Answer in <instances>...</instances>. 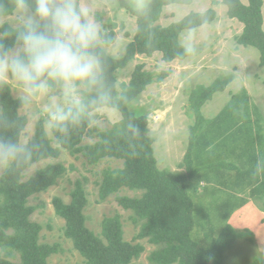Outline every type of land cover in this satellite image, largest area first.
I'll return each instance as SVG.
<instances>
[{
    "label": "trees",
    "instance_id": "obj_1",
    "mask_svg": "<svg viewBox=\"0 0 264 264\" xmlns=\"http://www.w3.org/2000/svg\"><path fill=\"white\" fill-rule=\"evenodd\" d=\"M116 1L121 9L136 18L137 26L125 55L114 58L112 62L111 71L114 73V78L118 80L117 73L125 70L137 55L153 57L155 54H161L166 63L175 62L173 57L178 51L176 38L182 24L179 21L161 27L157 23L166 7L189 6L195 0H152L150 28L146 27L145 21L135 14L131 6L132 0ZM222 2L228 7L229 17L237 19L244 25L242 35L237 39L238 44L257 49L261 56L260 65L264 67V0H248V4L242 0H222ZM203 13L208 14L213 23L217 20L215 9ZM170 74V72L153 73L146 70L143 64L137 65L130 82L120 85L121 90H125L123 94L127 96V101H121L116 109L121 113L122 120L107 130H99L85 124L75 129L70 140L62 147L58 146L49 134L44 144L51 158L45 161L59 159L63 150L72 155H82L90 166H96L106 158L123 161L122 168H108L102 172L99 200L105 202L117 195L119 206L126 211H132L137 218L135 222H142L136 240L147 239L151 244L162 247L150 255L149 261L152 264H225L226 254L235 243L239 240L253 242V235L250 232L238 231L233 225H227L217 235L214 230L211 231L212 235L208 232L207 241L196 240L194 238L197 226L195 203L189 194L188 186L191 187L193 182L198 186L201 181L199 175L201 170L213 166L216 171L221 167L220 164L217 166L203 164L201 167L200 162L195 165L193 160L192 145L196 139L199 149L208 146L207 141L203 139L206 132L203 136H198L199 130H203L205 125L215 127L219 134L230 129L227 131L229 133L223 135L222 144L229 139L234 143L244 142L241 139L243 135L238 131H231L232 127L229 126L232 124L225 121L226 118L231 119L230 110L234 103L215 119L214 124H210L202 114V108L216 94L226 90L232 77L218 79L210 86H199L192 91L190 102L196 114L197 124L192 128L191 146L181 164L182 168H186V172L173 173L158 167L154 150L155 141L148 134L149 120L144 115L139 116L133 108L134 102L151 85L163 83ZM243 96L247 97L245 93ZM0 103L5 104L13 112L17 106L14 96L7 91L0 93ZM234 120L238 121V118ZM129 121L137 124L142 133L146 134L132 137L126 127ZM35 131L37 135L41 134L39 126ZM95 133H97L95 136L97 141L83 145L85 138ZM247 138L249 139L248 134ZM231 145H226L227 147L224 148H231ZM245 145L251 146L249 159L251 164L252 152L254 160L257 158L254 150L257 143L251 137V141H247ZM196 159L199 161V157ZM230 168L236 167L225 165L223 167L225 173L219 170L217 175L225 177L229 174ZM66 173L67 168L62 163H50L23 182L12 175L0 176V247L7 252L5 256H0V264H48L49 259L59 252L57 245L40 243L43 228L32 220L37 207L30 205V199L55 187ZM250 174L247 173V176ZM245 178L244 175L241 176L243 181ZM255 180L256 178L252 179L253 182ZM248 182L251 185V180ZM197 186L193 189L196 190ZM124 189L141 192V195L119 196L118 194ZM53 205L56 215L65 221V237L72 242L74 249L85 260V264H135V261L139 260L146 251L142 243L129 242L125 239L120 215L105 217L100 234L88 227L85 212L89 199L85 184L80 180L76 182L71 192L70 203L55 197ZM14 255H19V262L10 259ZM251 264H264V258H255Z\"/></svg>",
    "mask_w": 264,
    "mask_h": 264
},
{
    "label": "rangeland",
    "instance_id": "obj_2",
    "mask_svg": "<svg viewBox=\"0 0 264 264\" xmlns=\"http://www.w3.org/2000/svg\"><path fill=\"white\" fill-rule=\"evenodd\" d=\"M242 1L248 4V0ZM89 2L104 20L106 27L117 29V34L121 38L113 56L123 57L134 38L136 18L121 9L116 0ZM209 9L216 10L217 20L201 39L198 57L166 63L161 54H155L153 57L137 55L125 70L117 73V79L120 85L129 83L133 71L140 64L153 73H171L163 83L151 85L134 102L133 108L139 116L144 115L149 120L148 134L155 141L154 150L158 167L173 173H185L186 168H182L181 164L191 146L192 128L197 124L196 114L190 102L192 91L199 86H210L218 79L232 77L226 90L216 94L202 108V114L210 124H214L215 119L234 103L230 110L231 119L226 118L225 121L232 124L229 126L232 127L231 131H238L243 135L241 139L244 142L234 143L229 139L222 144L223 135L229 133L227 131L230 129H226L225 126L226 131L219 134L215 127L205 125L203 130H199L198 136H203L206 132L203 139L207 141L208 148L199 149L196 139L192 145L193 160L195 165L200 162L201 167L203 164L215 166L220 164L221 167L216 171L213 166L201 170L199 174L201 181L198 186L193 182L192 186L188 187L195 203L197 226L194 238L201 242L207 241L208 232L212 235L211 231L214 230L217 235L227 225H233L238 231L250 232L253 235V242L237 241L227 252L225 264H251L255 258H264V179L256 178L253 182L252 179L255 178L251 174L247 176V173H251V165L255 160L252 152L251 164L249 163L252 150L251 146L245 145L252 137L257 143L254 148L256 156L264 154V67L260 65V52L255 48H246L238 44L237 39L242 35L244 25L237 19L229 17L228 7L222 0H195L189 6L166 7L157 25L166 27L181 21L189 14L206 12ZM243 93L247 97H244ZM235 118H238V121L234 120ZM121 120V113L111 110L105 112L99 118V123L93 127L107 130ZM236 123L238 124L235 126ZM96 135L97 133L87 136L83 145L96 142ZM226 145H231V148H224ZM50 163H62L67 168L66 175L48 192L30 199V205L37 207L32 220L43 228L40 243L57 245L59 248V252L49 259L48 264H85V260L74 249L72 242L65 237V221L56 215L53 205L55 197L70 203L71 192L79 180L85 184L89 199L85 212L88 227L100 234L105 217L120 215L125 239L129 242L142 243L146 248L135 264H152L149 261L150 255L162 247L151 244L147 239L136 240L142 222H135L137 219L135 214L119 206L117 195L105 202L99 200L102 172L108 168H122L123 161L106 158L98 165L90 166L82 155H72L63 150L59 159L44 161L37 170ZM225 165L236 167L229 169V174L225 175L227 178L217 175L219 170L225 173L223 169ZM242 175L246 177L244 181L241 179ZM248 180H251V185ZM196 186L198 188L194 190ZM118 195L135 197L140 196L141 192L124 189ZM6 254L7 252L0 247V256ZM10 259L14 262L20 260L19 255H14Z\"/></svg>",
    "mask_w": 264,
    "mask_h": 264
},
{
    "label": "clouds",
    "instance_id": "obj_3",
    "mask_svg": "<svg viewBox=\"0 0 264 264\" xmlns=\"http://www.w3.org/2000/svg\"><path fill=\"white\" fill-rule=\"evenodd\" d=\"M131 6L150 28L152 0ZM180 22L174 61L198 57L213 25L203 12ZM120 38L89 0H0V93L17 102L14 112L0 103V173L29 179L51 158L44 144L49 134L62 147L75 129L96 125L127 101L111 71ZM126 127L132 137L146 134L132 121ZM251 176L264 179V154Z\"/></svg>",
    "mask_w": 264,
    "mask_h": 264
}]
</instances>
